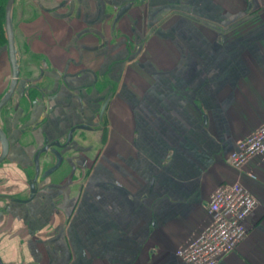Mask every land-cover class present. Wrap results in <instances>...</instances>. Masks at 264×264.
<instances>
[{"label":"crops","instance_id":"0c3cea01","mask_svg":"<svg viewBox=\"0 0 264 264\" xmlns=\"http://www.w3.org/2000/svg\"><path fill=\"white\" fill-rule=\"evenodd\" d=\"M129 1L15 0L23 83L14 118L11 100L0 111V264H184L176 250L233 182L258 206L218 264H264V155L228 159L264 123V0H132L113 27ZM11 78L5 46L0 99ZM74 126L25 201L36 151ZM41 155L43 171L55 158Z\"/></svg>","mask_w":264,"mask_h":264},{"label":"built area","instance_id":"2783aa9c","mask_svg":"<svg viewBox=\"0 0 264 264\" xmlns=\"http://www.w3.org/2000/svg\"><path fill=\"white\" fill-rule=\"evenodd\" d=\"M264 155V123L240 139L228 155L231 165L243 168L255 156ZM258 206L257 198L241 183L220 184L211 194L212 221L175 254L184 264H218L249 233L248 218Z\"/></svg>","mask_w":264,"mask_h":264},{"label":"water","instance_id":"95a60500","mask_svg":"<svg viewBox=\"0 0 264 264\" xmlns=\"http://www.w3.org/2000/svg\"><path fill=\"white\" fill-rule=\"evenodd\" d=\"M15 0H8L6 4V18H5V32L7 36V46H8V51H9V58L11 62V67H12V80H11V85L6 92V94L0 99V111L1 109L11 100L13 97L18 83H19V77H20V66L18 62V56H17V47L15 44V36H14V28H13V6H14ZM134 4V1H129L124 3L123 5L120 6L118 9L114 22H113V27H115L116 23L132 8ZM108 104V100H106L102 106L101 113L104 112L106 106ZM83 127V126H79ZM77 127L74 126L71 128L68 136V142L72 138L73 131ZM0 141L2 144V152L0 154V163L8 156L9 150H10V140L9 137L6 133V131L0 127ZM57 145L59 146L58 141H53V142H47L45 145L41 146L38 148V150L35 153L34 160H35V166H36V171H37V176L34 178V181L31 184V195L29 198H27L25 201L31 200L35 196L36 192V181L40 179V177L46 176L49 174V172L54 171L57 169L63 160V154L57 150V149H50V145ZM49 150H52L55 152L57 155V162L55 163L52 168H50L47 172H45L42 176L39 177L38 173L40 172V156L42 153H45Z\"/></svg>","mask_w":264,"mask_h":264},{"label":"rangeland","instance_id":"374dc122","mask_svg":"<svg viewBox=\"0 0 264 264\" xmlns=\"http://www.w3.org/2000/svg\"><path fill=\"white\" fill-rule=\"evenodd\" d=\"M13 26H14V20H13ZM5 37L7 38V36H6V32H5ZM7 47V43H6V45L4 44V43H2V44H0V51L2 50V48L3 47ZM20 79V78H19ZM11 80H12V78H11ZM21 83H23V81H22V79H20L19 80V83H18V86H17V89H16V91H15V93H14V95H13V97L11 98V101L8 103V105L6 106L7 108H5V109H3V111H2V114L4 113L7 117H9V118H14V116H11L10 115V113L11 112H13L12 110L13 109H15V107H14V102H17V101H19V96H20V94H21V92L19 91V88H20V85H21ZM10 85H11V82H9V85H8V88L7 89H9V87H10ZM6 89V90H7ZM8 91V90H7ZM6 91V92H7ZM32 91V90H31ZM6 92H5V94H6ZM4 94V95H5ZM36 93L35 92H32L31 94H30V100L32 101V95H35ZM3 95V96H4ZM34 97V96H33ZM18 98V100L17 101H15L16 99ZM29 102V101H28ZM29 106H30V102H29ZM28 111V110H27ZM39 145H40V143H39ZM48 170H46L45 172H47ZM50 173V172H49Z\"/></svg>","mask_w":264,"mask_h":264},{"label":"flooded vegetation","instance_id":"af4514ba","mask_svg":"<svg viewBox=\"0 0 264 264\" xmlns=\"http://www.w3.org/2000/svg\"><path fill=\"white\" fill-rule=\"evenodd\" d=\"M68 136H69V134L67 135L66 139H65L63 142H59V141H58V142L60 143L59 146L53 144V145H50L49 148H50V149H57V150H59V151L62 153V151L65 150L66 147H68V146L70 145L71 140L68 142ZM47 142L49 143V142H53V141H49L48 139H46L43 145H45ZM66 150H68V149H66ZM45 154H46V155H51V156H53V157L55 158L54 162H57V155L55 154L54 151L48 149V151L45 152ZM62 154H63V153H62ZM41 156H42V155H41ZM41 156H40V157H41ZM54 162H50V163H48V166H46L47 168H46L45 170H43V171L40 170V172L38 173L39 177L42 176V175L45 173L46 170H49L50 168H52V166L55 165ZM62 162H63V160H62ZM40 168H41V164H40ZM41 178H42V177H40V179H41ZM40 179H39V180H40Z\"/></svg>","mask_w":264,"mask_h":264},{"label":"trees","instance_id":"16d2710c","mask_svg":"<svg viewBox=\"0 0 264 264\" xmlns=\"http://www.w3.org/2000/svg\"><path fill=\"white\" fill-rule=\"evenodd\" d=\"M8 0H0V44L6 45L7 38L5 37V18H6V4Z\"/></svg>","mask_w":264,"mask_h":264}]
</instances>
